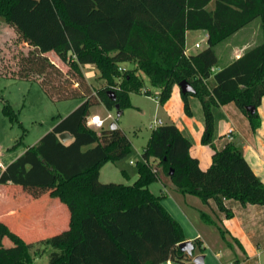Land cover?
Segmentation results:
<instances>
[{"label": "trees", "instance_id": "1", "mask_svg": "<svg viewBox=\"0 0 264 264\" xmlns=\"http://www.w3.org/2000/svg\"><path fill=\"white\" fill-rule=\"evenodd\" d=\"M1 18L29 44L11 76L38 81L53 101L82 103L0 174V184L50 189V197L68 208V227L28 240L0 220V264H36L42 247H51L50 264H161L184 259L193 263L179 246L186 236L164 206L165 194L156 195L149 188L166 178L184 193L213 200L228 218L234 213L225 199L264 205V182L242 147L232 140L221 149L213 145L214 109L220 105L235 103L253 131L261 124L264 0H0ZM255 19L261 22V42L219 66L215 47ZM193 29L207 31L208 46L188 53L187 33ZM50 52L67 65L65 74ZM123 62L134 67L121 70ZM88 64L98 68L106 86L94 88L87 81L82 68ZM141 72L159 88L161 104L170 100L181 81L194 86L195 92L181 91V96L189 116V97L202 103L201 141L214 149L207 169L191 153V140L175 123H168L153 128L133 184L100 181L101 167L129 155L132 142L120 127H89L91 107L101 101L110 109L130 105L129 93L144 88ZM249 105L256 106L254 113L247 110ZM3 111L17 119L7 101ZM63 132L72 139L62 141Z\"/></svg>", "mask_w": 264, "mask_h": 264}, {"label": "rangeland", "instance_id": "2", "mask_svg": "<svg viewBox=\"0 0 264 264\" xmlns=\"http://www.w3.org/2000/svg\"><path fill=\"white\" fill-rule=\"evenodd\" d=\"M211 7H213V3ZM207 34V31L204 29L189 30L187 33L188 52L197 53L205 49L208 46ZM249 36H252V38L257 37V42L255 43L261 42L262 31L260 19H255L244 27L242 31L235 33L226 41L219 43L215 47L219 58V66L228 64L230 58L232 59L234 57V46L237 41H239L241 37L247 38ZM197 43H200V47L196 46ZM27 50V45L20 39L14 27L9 25L4 18H1L0 56L2 74L5 76L0 77V166L1 164L7 165L11 163L21 155L28 146L37 143L43 135L54 127L59 119L69 114L82 102L81 99L53 101L45 93L38 81L24 80L11 76L15 74L14 72H17L16 68L23 61L24 55L28 52ZM49 56L60 65L65 74L68 70L67 65L60 60L55 52H50ZM119 66L122 70L133 68L134 64L131 62H123L120 63ZM82 70L87 81L92 84L94 88L107 85V81L100 76V71L96 66L88 64L83 66ZM141 75L144 79V88L140 92L129 93L130 105L122 108L123 113L120 117H118V109L116 106L110 109L103 101L91 107V112L98 113L102 117L112 114V118L107 119L104 128H110L113 122H117L118 127L123 130L132 142V150L129 155L115 162L109 161L101 167V182L133 184L138 178V161L142 159L143 150L153 130L150 126L152 122L156 119L162 120L161 124L177 123V121L175 122L169 115L167 106L161 104L157 99L159 88L151 84L146 74L141 72ZM58 79L62 82L61 78L58 77ZM147 89L151 91L150 94L146 93ZM4 101H7L13 106L17 113V119L11 120V118L4 113ZM189 102L195 116L197 118L200 116L203 117V107L199 98L192 96ZM202 163L205 164L206 159L203 158ZM165 180L169 182L168 178ZM30 188L32 189L27 190H32L35 195V193H37L35 187ZM149 188L156 195L163 194L164 191H166V185L161 180L153 182L150 184ZM38 190L41 191L44 189L40 187ZM165 194L168 198H172L170 192ZM7 211L8 209H6L5 213ZM204 233L207 237L211 238V242L202 245V249L200 246L201 243L197 241L193 256H190L192 261L194 256L203 253L206 256V264H222L232 261H237L238 264H264V244L261 243L260 247L256 250V256L247 261L243 259L241 255H237L236 252L232 250L229 243L227 244L224 239H222V241V235L216 230L213 233L209 230L204 231ZM43 248L44 251L38 254L35 260L36 264H50L51 247H48V249H46V247ZM173 262L174 264H193L187 259ZM163 264L167 263L165 262Z\"/></svg>", "mask_w": 264, "mask_h": 264}, {"label": "crops", "instance_id": "3", "mask_svg": "<svg viewBox=\"0 0 264 264\" xmlns=\"http://www.w3.org/2000/svg\"><path fill=\"white\" fill-rule=\"evenodd\" d=\"M256 40L257 37H241L234 46V57L230 58L228 63L239 57L246 48L259 44L255 43ZM23 43L29 48L27 42ZM218 69L219 67H216L214 70ZM191 99L192 96L189 97V101ZM165 105L171 118L177 121L175 124L191 140V153L199 158L202 168L207 169L212 162L214 149L201 141L205 127L204 114L203 117L197 118L192 109L191 116L186 114L179 86L174 88L172 97ZM214 110L216 114L213 145L221 149L228 141H234L242 147L247 161L264 182V97L258 107L261 124L256 131L252 130L247 115L235 103L220 105ZM231 126L235 128L232 139L227 133ZM203 158L206 159L205 164L202 163ZM7 165L1 164V172ZM163 182L166 185L163 194L170 192L172 198L165 194L162 202L181 223L186 240L198 239L201 245H205L211 242V238L207 237L204 231L209 230L213 233L216 230L222 235L221 240L229 243L232 250L243 259L248 261L256 256L257 248L261 243L264 244V205H243L236 200L225 199V204L234 213L233 217L228 218L217 208L213 200L205 202L198 196L182 192L171 182ZM27 189L32 188L11 183L0 184V220L6 221L13 230L28 240H35L68 227L70 217L68 208L58 198L50 197V189L43 188L44 190L39 191L40 187H35L37 190L35 195L32 190ZM6 209L8 211L5 213ZM37 257L38 255L35 260ZM166 263L174 264L172 260Z\"/></svg>", "mask_w": 264, "mask_h": 264}, {"label": "water", "instance_id": "4", "mask_svg": "<svg viewBox=\"0 0 264 264\" xmlns=\"http://www.w3.org/2000/svg\"><path fill=\"white\" fill-rule=\"evenodd\" d=\"M179 87L181 89V91L183 93H191V92H195V88L194 86L188 81V80H183L179 83ZM110 94L113 95V92L110 91ZM116 108L118 109V117H120L123 113V110L120 109V105L116 104ZM247 110L250 113H254L256 111V106L254 105H249L247 106ZM118 127V123L117 122H113L110 126V128H117ZM73 135L70 134L69 132H63L60 134V138L62 141H68L70 139H72ZM180 248L182 251L190 254L191 256H193L194 253V249L196 247L195 243L193 240H185L183 242H181L179 244ZM206 256L205 254H198L196 256L193 257V263L194 264H206V260H205Z\"/></svg>", "mask_w": 264, "mask_h": 264}, {"label": "built area", "instance_id": "5", "mask_svg": "<svg viewBox=\"0 0 264 264\" xmlns=\"http://www.w3.org/2000/svg\"><path fill=\"white\" fill-rule=\"evenodd\" d=\"M197 47H200V43L196 44ZM188 52V50H187ZM189 53V52H188ZM112 118V114H108L105 117H102L100 114H91L87 118V124L89 127L100 130L105 127L107 119ZM162 120H154L152 124L150 125L152 128H156L157 126L161 125ZM235 131V128L233 126L229 127L228 129V136L230 139L233 138V132ZM226 264H237L236 262H230Z\"/></svg>", "mask_w": 264, "mask_h": 264}]
</instances>
